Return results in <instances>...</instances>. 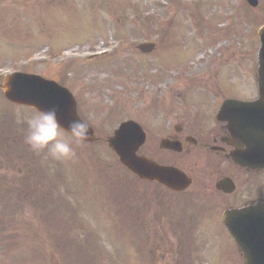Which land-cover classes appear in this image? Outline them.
<instances>
[{
  "label": "rangeland",
  "instance_id": "374dc122",
  "mask_svg": "<svg viewBox=\"0 0 264 264\" xmlns=\"http://www.w3.org/2000/svg\"><path fill=\"white\" fill-rule=\"evenodd\" d=\"M186 1L193 8H186L181 0L178 4L172 0H0V71L27 68L59 79L76 95L79 112L100 137L110 135L122 120L140 119L149 129H166L168 121H179L173 117L176 113L205 110L208 114L230 95L255 98L264 0L255 10L245 0ZM107 4L115 7L109 11ZM135 9L140 15L133 14ZM227 18L231 21L223 24ZM221 24V35L215 37ZM162 32L170 37L166 42L159 38ZM180 36L185 41L183 50H163L171 39L179 43ZM150 37L159 46L155 53L135 50V43ZM119 39L125 40L124 46ZM221 43L228 45L223 52ZM112 44L120 49L111 56L62 65L64 50L94 51ZM166 57L171 64H164ZM22 58L31 65L22 66ZM63 67L70 73H64ZM0 94V135L6 137L4 122L10 117L14 128L27 129V120L37 111L8 103L1 90ZM73 148L75 156L65 161L53 159L46 151L37 154L30 184L16 176V165H9L17 154H9L15 155L13 159L0 154V264H93L90 256L85 258L88 250L83 243L88 236L106 255V261L97 264H242L231 255L233 242L228 240L231 246H227L222 235L215 243L205 238L199 247L190 248L189 240L179 236L183 231L192 233L190 217L199 221L186 210L188 202L179 205L160 186L131 179L106 142L88 148L73 144ZM20 170L25 172V166ZM9 174L15 177L14 188L6 180ZM114 203L132 217L121 214L118 219ZM67 206L80 214L67 211ZM87 217L93 222H83ZM90 224L95 228H88ZM199 229L203 234L206 228ZM207 230L210 237L216 236L214 227Z\"/></svg>",
  "mask_w": 264,
  "mask_h": 264
},
{
  "label": "water",
  "instance_id": "95a60500",
  "mask_svg": "<svg viewBox=\"0 0 264 264\" xmlns=\"http://www.w3.org/2000/svg\"><path fill=\"white\" fill-rule=\"evenodd\" d=\"M248 1L253 6H257L259 2V0ZM261 37L263 47L260 54L261 61L258 79L261 98L255 103L256 109L248 112V114L255 116L249 117L248 119L245 118L242 122L238 121L237 125L239 124L238 127L241 131L235 133H237L247 145V154L258 159L252 161V164L264 167V30L261 32ZM151 48V46H148L144 47L143 50L150 51ZM4 87L8 89L5 91L6 97L14 103L33 106L41 111H47L53 108L56 109L59 122L64 129H67L72 121L80 119L77 114V104L73 96L69 91L61 88L55 83L22 74L8 78L3 88ZM233 104L237 105L236 103ZM138 131L139 129L137 127L134 132L130 126L126 124L123 129L116 133L117 135L115 137L109 139L111 147L119 155L122 163L141 178L158 180L171 189L178 191L187 188L190 181L178 170H167L158 167L154 163L137 156V152L142 145V143H138L141 139L140 136L137 138ZM131 136H134L133 139ZM93 140V131L90 129L89 139L87 141ZM240 162L245 164L243 160H240ZM261 213L262 211L260 209L254 213L249 211L247 215H259ZM232 217L234 218V215H232ZM229 229L233 231L231 224L229 225ZM247 229L252 230V226H248ZM237 236L239 244L246 255V264H264V238L261 239L258 233L254 234L253 238L259 242V245L257 246V251L253 253L251 250L252 247L249 248L248 243L238 234ZM255 244L257 243L255 242Z\"/></svg>",
  "mask_w": 264,
  "mask_h": 264
},
{
  "label": "flooded vegetation",
  "instance_id": "af4514ba",
  "mask_svg": "<svg viewBox=\"0 0 264 264\" xmlns=\"http://www.w3.org/2000/svg\"><path fill=\"white\" fill-rule=\"evenodd\" d=\"M146 132L147 143L143 153L163 165H177L184 168L193 179L194 186L183 193L187 195L174 193L171 196L173 199H178L183 195V198L191 203L193 213L201 212L202 219L195 221L198 224L195 227L216 226L217 212L224 204L232 207L254 199L255 194L249 186L245 191L239 190L236 196L225 195L216 190L217 182L224 178L237 177L239 173L250 179L257 173L240 171L229 159L233 151L230 146L231 135L224 124L215 122L213 114L198 118L182 117L177 125L167 124L166 129H147ZM163 139L180 144L183 152L176 153L161 149Z\"/></svg>",
  "mask_w": 264,
  "mask_h": 264
},
{
  "label": "clouds",
  "instance_id": "9594fccd",
  "mask_svg": "<svg viewBox=\"0 0 264 264\" xmlns=\"http://www.w3.org/2000/svg\"><path fill=\"white\" fill-rule=\"evenodd\" d=\"M3 90L8 89L4 87ZM89 132V125L84 120L76 119L64 129L59 122L56 109L37 110L36 114L27 120L25 143L34 153L46 151L53 159L65 161L76 154L73 144L88 140Z\"/></svg>",
  "mask_w": 264,
  "mask_h": 264
}]
</instances>
